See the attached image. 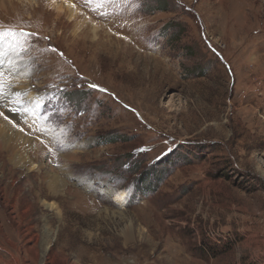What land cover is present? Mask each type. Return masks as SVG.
<instances>
[{
  "label": "rangeland",
  "instance_id": "1",
  "mask_svg": "<svg viewBox=\"0 0 264 264\" xmlns=\"http://www.w3.org/2000/svg\"><path fill=\"white\" fill-rule=\"evenodd\" d=\"M10 1L0 112L42 167L0 139V264H263L264 14L70 0L71 26L51 0Z\"/></svg>",
  "mask_w": 264,
  "mask_h": 264
},
{
  "label": "bare ground",
  "instance_id": "2",
  "mask_svg": "<svg viewBox=\"0 0 264 264\" xmlns=\"http://www.w3.org/2000/svg\"><path fill=\"white\" fill-rule=\"evenodd\" d=\"M220 1L224 5H223V7H221V6L218 7L217 11L218 10H221V11L223 10V12L230 13V14L231 13L232 14L233 13H235V14L246 13L245 11H248L249 14H255V13L264 14V6L263 7H260V6L258 7V5L256 6L254 4H252V5L245 4L249 8H247L246 10H245V8H243V11L239 9L240 10V12H239L238 8H239L240 5L237 4V2H239V0H220ZM229 1L232 4L229 3ZM225 3H228V4L225 5ZM263 3H262V5H263ZM10 4H11L10 0H0V6H1L0 8H2V10H0V11H2V12L4 11L7 14L8 13L7 11L9 10L8 6ZM50 5H51L50 7H54L55 5L57 6L56 10H57L58 15L63 10L67 11L70 14V18L69 19H72V22L70 23V25L72 26L74 21H73V18H71V17H73L74 15H75L74 17H76L78 15V12H76V7L72 4V2L70 0H51V4ZM13 73L17 74L18 76L20 75L15 70H13ZM9 89L13 90V88H9ZM10 92L11 93H8V97L7 98H9V101L7 103H13L14 104L16 101H19L18 100L19 99L18 98L19 97L18 93H14V91H10ZM4 100L5 99H3L1 104H4ZM7 103H6V105H7ZM38 107H39V105L37 103V106L34 107V110H37ZM29 113H33L31 109H28L26 112H22L21 116H23V118L26 120L27 116L29 115ZM0 120H2L6 124L4 126L0 125V127L2 129H4V131H3L0 128V139L2 141H7V140L8 141H13V140H15V142L12 144L13 147L10 148V151L13 152V159H12L13 164L15 166L20 167L19 169L23 168V169H26L28 171L29 170L39 171L41 169V167H42V164H38L37 162H35V160L32 158V156L29 155V153H28V147H29L28 141H29V138L26 135H24L23 133H21V132H23L22 130L14 128L15 126L11 123V120H9V119L5 120L4 116H0ZM40 149L41 148H38V149L36 148V153L37 154L40 153ZM61 177L59 175H57V174H54V175L52 174V175L47 176L45 178L47 180L46 181V187H48L49 190L52 193H54V194L61 190V187L63 185V179ZM114 199L119 204L118 206H119V209L121 211L122 210L121 206H122V204L124 202L127 201L128 194H127L126 191L120 190L118 193L115 194ZM43 203H44V205H46L50 209H53V210L57 209V207L55 205H53L52 202H50V203L43 202Z\"/></svg>",
  "mask_w": 264,
  "mask_h": 264
},
{
  "label": "snow or ice",
  "instance_id": "3",
  "mask_svg": "<svg viewBox=\"0 0 264 264\" xmlns=\"http://www.w3.org/2000/svg\"><path fill=\"white\" fill-rule=\"evenodd\" d=\"M10 34L13 35V36L16 35L15 33H10ZM20 34L24 35V33H20ZM16 47L20 48L21 52L23 51V48L19 44H17ZM53 51H56V50L53 49ZM17 54H19V53H17ZM3 84H4V73L0 72V94H2V91H3ZM91 87L99 89L98 85H91ZM0 116H4V114L0 113ZM4 119L8 120V117L4 116Z\"/></svg>",
  "mask_w": 264,
  "mask_h": 264
}]
</instances>
